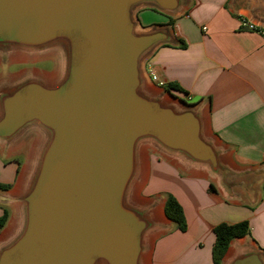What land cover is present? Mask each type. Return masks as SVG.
Returning <instances> with one entry per match:
<instances>
[{
  "label": "water",
  "instance_id": "95a60500",
  "mask_svg": "<svg viewBox=\"0 0 264 264\" xmlns=\"http://www.w3.org/2000/svg\"><path fill=\"white\" fill-rule=\"evenodd\" d=\"M183 0H0V49L61 47L65 70L0 96V139L30 126L47 134L21 198L23 223L0 264H142L147 214L128 203L144 142L220 174L200 115L148 95L140 64L164 30L137 31L134 9L174 13ZM264 2V0H261ZM230 264H264L247 251Z\"/></svg>",
  "mask_w": 264,
  "mask_h": 264
},
{
  "label": "crops",
  "instance_id": "0c3cea01",
  "mask_svg": "<svg viewBox=\"0 0 264 264\" xmlns=\"http://www.w3.org/2000/svg\"><path fill=\"white\" fill-rule=\"evenodd\" d=\"M133 16L138 32L164 30L170 36L141 60L144 91L196 111L224 168L214 174L208 166L193 164L152 142L140 145L128 203L152 223L142 264H214V228L243 221L249 222L251 233L231 242L222 264L247 251L264 256V36L243 30L239 22L245 17L264 28V2L183 0L174 13L142 4ZM64 70L61 47L0 49V96L30 79L55 84ZM152 74L165 86L154 83ZM170 84L181 91L168 90ZM46 140L39 126L9 141L0 139V185L6 186L0 188V218L4 210L9 214L0 229V249L20 232L21 198ZM168 195L183 208L184 232L166 216Z\"/></svg>",
  "mask_w": 264,
  "mask_h": 264
},
{
  "label": "trees",
  "instance_id": "16d2710c",
  "mask_svg": "<svg viewBox=\"0 0 264 264\" xmlns=\"http://www.w3.org/2000/svg\"><path fill=\"white\" fill-rule=\"evenodd\" d=\"M168 90L181 91V88L170 84L168 86ZM0 188H6V186L0 185ZM165 213L166 216L176 224L180 231H186L187 222L183 208L173 195H168L167 197L165 203ZM8 215V211L4 210V214L0 218V229L5 226ZM250 233L251 227L248 221H243L233 225L222 223L216 226L214 228L216 241L212 252L214 264H222V260L228 252L230 244L234 239L247 237Z\"/></svg>",
  "mask_w": 264,
  "mask_h": 264
},
{
  "label": "built area",
  "instance_id": "2783aa9c",
  "mask_svg": "<svg viewBox=\"0 0 264 264\" xmlns=\"http://www.w3.org/2000/svg\"><path fill=\"white\" fill-rule=\"evenodd\" d=\"M240 26L243 30L257 32L258 34H261L264 36V28L256 25L255 23L247 20L245 17H241L239 19ZM151 80L156 83L158 86H165V83L161 80H159L158 76L155 74L151 75Z\"/></svg>",
  "mask_w": 264,
  "mask_h": 264
},
{
  "label": "rangeland",
  "instance_id": "374dc122",
  "mask_svg": "<svg viewBox=\"0 0 264 264\" xmlns=\"http://www.w3.org/2000/svg\"><path fill=\"white\" fill-rule=\"evenodd\" d=\"M42 66L49 68L50 67V64H43Z\"/></svg>",
  "mask_w": 264,
  "mask_h": 264
}]
</instances>
